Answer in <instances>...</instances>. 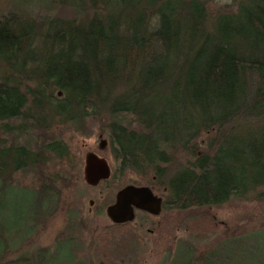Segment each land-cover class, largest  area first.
<instances>
[{
  "label": "trees",
  "instance_id": "16d2710c",
  "mask_svg": "<svg viewBox=\"0 0 264 264\" xmlns=\"http://www.w3.org/2000/svg\"><path fill=\"white\" fill-rule=\"evenodd\" d=\"M210 2L0 0V261L12 252L13 221L34 218L41 197L91 186L74 173L56 126L81 131L94 122L110 175H151L159 212L201 211L192 219L203 221L198 235L222 226L211 208L264 204V0H231L232 10L214 14ZM21 6L41 16L26 17ZM66 214L71 223L79 217ZM107 220L89 228L98 240L89 248L125 256L107 264H137L139 223ZM262 230L237 228L195 259L180 243L193 264H244L252 247L241 242L254 245ZM65 243L63 257L74 260L75 242ZM166 257L171 264L172 251Z\"/></svg>",
  "mask_w": 264,
  "mask_h": 264
},
{
  "label": "rangeland",
  "instance_id": "374dc122",
  "mask_svg": "<svg viewBox=\"0 0 264 264\" xmlns=\"http://www.w3.org/2000/svg\"><path fill=\"white\" fill-rule=\"evenodd\" d=\"M21 7H18L19 11L23 15L26 14V17L41 16L40 11L36 8L30 11L28 6ZM232 7L231 0H211L208 4L211 14L225 9L232 10ZM95 126L94 122L89 121L81 131H72L68 129V126H56L52 131L54 136L66 143L71 156H74L77 169L74 173L79 176L80 181H82L83 157L86 152H95L106 160L110 177L105 179V186L98 185L99 183L89 186L90 188L83 186L84 189L78 188V191L72 194H67V190L58 188V195L54 201H49V199L45 201V198L41 197L38 200L40 206L36 209L34 218L28 219L25 216L20 220L13 221L10 233L7 235L13 241L10 243L12 249H9L12 252L6 253L0 264H10L8 261L18 257H24L27 260L26 264H107L108 261L115 262L117 259L122 260L125 257L121 254L101 256L99 252L91 250L89 245L96 246L95 243L98 240L94 238L95 235L89 237L88 230L91 226L98 225V222L102 224L108 222L105 216V207L113 202L114 194L118 189L127 184L147 186L148 177L152 176L127 171L119 177H112L110 174L113 160L107 148L103 151L97 149L98 136L101 133ZM101 135V138L104 139L105 136ZM198 149L202 151L203 147L200 146ZM80 185L82 186V184ZM154 189L153 192H157L155 193L157 195L161 192L160 187ZM89 201H91L90 204ZM68 203L75 204V206L69 208ZM70 209L79 216L76 217L77 221H73L74 224L69 222L66 214ZM200 213L201 211L195 213L162 211L158 212L156 217L143 219L146 216L144 212L136 211L134 222L137 221L140 227L137 229L140 243L136 248L137 255H134L137 264H162V262L167 264L166 256L171 251V264H193L180 242L191 247L192 257L195 259L208 248L220 243L223 237L229 236L233 231L237 232V228L249 231L264 226V204L259 202L231 200L225 205L211 208L209 215L212 216V220L215 224L222 226L216 227L215 231L205 233L203 236L198 235L203 229L201 224L196 223H203V221L197 220L199 217L192 220ZM79 218L83 219V223H89L81 225L82 222L79 221ZM205 227H208V223L204 222ZM94 232L97 233V230L95 229ZM262 233L264 230L253 234L254 245H250L249 241L241 240L243 245L252 247L247 248L246 251L252 254L253 259H243L244 264L264 263ZM65 238L75 242L77 252L74 255V260H67L63 257ZM107 247L110 245L107 244ZM240 250L241 244L233 247L234 254H239ZM199 264H204V262Z\"/></svg>",
  "mask_w": 264,
  "mask_h": 264
},
{
  "label": "water",
  "instance_id": "95a60500",
  "mask_svg": "<svg viewBox=\"0 0 264 264\" xmlns=\"http://www.w3.org/2000/svg\"><path fill=\"white\" fill-rule=\"evenodd\" d=\"M105 144L106 140L99 136L98 148H104ZM82 175L85 183L91 186L108 178L109 167L106 160L93 152H86L83 157ZM160 206V196L154 194L148 186L127 184L115 192L113 202L105 207V215L111 222L122 223L132 220L134 209L156 215Z\"/></svg>",
  "mask_w": 264,
  "mask_h": 264
},
{
  "label": "flooded vegetation",
  "instance_id": "af4514ba",
  "mask_svg": "<svg viewBox=\"0 0 264 264\" xmlns=\"http://www.w3.org/2000/svg\"><path fill=\"white\" fill-rule=\"evenodd\" d=\"M105 146H106V144H105ZM97 148H98V146H97ZM99 149V148H98ZM103 149V148H102ZM90 152H92V151H90ZM93 153H95V152H93ZM96 154V153H95ZM97 156H98V154H96ZM108 177H109V175H108ZM152 190V189H151ZM153 192V191H152ZM154 193V192H153ZM155 194V193H154ZM157 195V194H156ZM157 196H159V195H157ZM161 198V197H160ZM162 202V201H161ZM136 211H141V210H136V209H134L133 210V212H134V216H133V218H132V220H134V217H135V212ZM142 212H144V211H142ZM132 220H130V221H132Z\"/></svg>",
  "mask_w": 264,
  "mask_h": 264
}]
</instances>
